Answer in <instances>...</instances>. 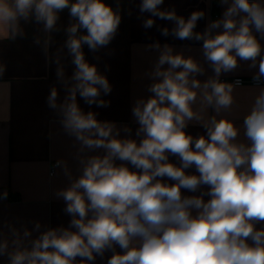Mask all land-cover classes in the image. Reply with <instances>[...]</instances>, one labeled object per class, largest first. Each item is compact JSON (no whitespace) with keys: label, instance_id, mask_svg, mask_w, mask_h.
Here are the masks:
<instances>
[{"label":"clouds","instance_id":"clouds-1","mask_svg":"<svg viewBox=\"0 0 264 264\" xmlns=\"http://www.w3.org/2000/svg\"><path fill=\"white\" fill-rule=\"evenodd\" d=\"M164 2L141 0L139 12L173 23L171 30L160 29L162 36L202 41L203 58L214 75L201 81L197 77L205 69L193 56L174 53L168 44L162 49L159 43L150 45L160 54L150 73L152 95L132 108L136 139L129 127L101 121L77 102L79 96L89 107L107 106L98 97L101 91L109 94L111 85L85 59L83 46L95 52L111 42L121 23L118 10L105 0H0L3 39L22 37V23L42 24L46 33L58 30L59 14L68 9L74 22L66 29V47L75 71L66 81L63 70H57L67 94L58 104L53 87L47 104L81 152H103L81 159L82 174L56 193L72 217L68 227L49 228L30 247L12 229V250L7 240L0 242V257L7 264H94L107 251L113 254L106 264H264V227L257 228L264 223V86L243 119L250 144L237 142L239 128L233 120L217 118L231 111L233 92L242 83L222 81V73L234 72L239 61L250 62L249 68H258L254 83L264 84V46L257 38H264V0H218L223 14L203 32L194 30L204 11L185 18L174 8L161 10ZM154 24L148 18L142 26ZM81 30L86 32L78 35ZM192 122L206 135L189 134ZM193 167L196 174H189L186 170ZM7 196V191L0 194ZM39 228L37 223L35 230ZM31 234L25 229L23 237Z\"/></svg>","mask_w":264,"mask_h":264},{"label":"crops","instance_id":"crops-1","mask_svg":"<svg viewBox=\"0 0 264 264\" xmlns=\"http://www.w3.org/2000/svg\"><path fill=\"white\" fill-rule=\"evenodd\" d=\"M105 2L118 10L121 16L117 33L107 46L93 52L84 45L83 51L85 59L95 64L98 72L108 79L111 92L105 95L101 91L98 97L107 102L106 107H89L79 96L77 102L82 110L95 112L101 121L114 122L120 129L129 127L132 138L139 139L135 136L138 124L132 115V108L139 99L152 95L148 91L154 82L150 73L160 54L158 50H150V45L159 43L162 49L168 44L173 47L174 53L182 51L185 56H193L205 69V74L197 77L201 81L214 74L203 58L202 41H181L171 35L162 36L160 29L167 27L171 30L173 23L150 17L148 13L141 14V0ZM173 8L177 15L185 18L193 11H204L205 18L197 21L194 30L197 32H203L208 23L220 18L224 11L218 0H165L161 6V10ZM59 15L58 30L46 33L42 24L22 23V37L17 36L15 40L0 38V66L4 68L0 72V194L4 191L8 193L6 199L0 198V242L7 240L10 251L14 239L12 229L19 233L23 245L30 247V242L49 228L68 227L72 217L64 211L66 204L56 193L70 186L82 174L81 159L103 154L102 150L92 152L84 149L81 152L79 142L64 132L59 123L61 117L47 104L53 87L58 91V104L67 94L57 78V70H63L66 81H70L75 71L66 47V29L74 21L70 19L68 9ZM148 18L154 19L155 24L145 29L143 21ZM84 31L81 30L78 35L84 34ZM257 38L264 46V38L258 34ZM37 39L39 44L35 42ZM249 63L239 61L234 72L222 73L220 79H252L258 68H249ZM258 90L247 86L236 88L231 111L222 112L217 117L234 121L239 128L237 142L250 144L244 135L243 119L250 112ZM194 107H199V98ZM213 114L209 108L207 116ZM186 131L194 137L206 135V130L196 122L190 123ZM121 136H124L123 131ZM169 159L179 164L177 157L170 156ZM58 161L62 163L50 176L51 167ZM65 167L68 175L65 174ZM186 171L196 174L194 167ZM165 182L173 183L167 179ZM206 190V187L201 189ZM182 192L186 196L193 195ZM209 198L204 197L205 200ZM37 223L40 224L39 230H35ZM261 227L264 223L257 225V228ZM25 229L32 233L30 237H23ZM115 250L121 251L118 246ZM112 254L107 251L103 258L97 257L94 264H106ZM0 264H7V258L0 257Z\"/></svg>","mask_w":264,"mask_h":264},{"label":"built area","instance_id":"built-area-1","mask_svg":"<svg viewBox=\"0 0 264 264\" xmlns=\"http://www.w3.org/2000/svg\"><path fill=\"white\" fill-rule=\"evenodd\" d=\"M239 79L242 83L240 86H238L237 88H240V87H252V88H259L261 86H264V84H261V85H257L254 83L253 79H243V78H236V79H232V80H225V79H221L222 81H227V82H233L235 80ZM57 163H55L51 169H50V176H53L54 175V171H55V168H57Z\"/></svg>","mask_w":264,"mask_h":264}]
</instances>
